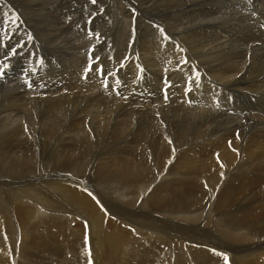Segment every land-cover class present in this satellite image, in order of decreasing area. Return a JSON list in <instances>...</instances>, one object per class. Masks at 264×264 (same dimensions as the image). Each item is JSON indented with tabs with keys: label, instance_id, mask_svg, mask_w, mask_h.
Listing matches in <instances>:
<instances>
[{
	"label": "rangeland",
	"instance_id": "obj_1",
	"mask_svg": "<svg viewBox=\"0 0 264 264\" xmlns=\"http://www.w3.org/2000/svg\"><path fill=\"white\" fill-rule=\"evenodd\" d=\"M27 1L0 0L2 4L14 11L13 14H9L8 10L0 8V12L4 14L0 17V66L7 65L4 68V75L0 76V114L4 116L12 109L20 111V108L22 110L21 104L35 102L39 115L48 117L50 111L46 106L55 103L63 104V120L56 129L52 127V120L47 121L44 125L41 124L38 128V132L41 134V145L44 140L47 141L45 143L46 150L49 151H46L45 158L47 160L52 158V152L55 149L68 146L67 148L70 150L75 144L72 140V133L67 134V132L76 131L81 125H93V114L100 109L104 110L103 114L106 115L109 122L108 129H105V134L101 135V142L91 147L93 149V152L90 150L92 157L98 160L88 163L87 170L93 182L97 186L105 188L106 183L111 179L106 175L109 169L100 170L98 165L106 160L118 159H122L128 164L131 161L130 158L143 157V150L133 147L136 133L151 125L152 121H160L167 126H172V129L164 132L165 137L168 134L169 142L167 144L171 145V149L179 151L175 152L177 154L172 160V166L168 165L169 167L165 170L156 166L155 161L153 170L148 168L149 179L151 177V180L158 179L151 184V191H154V187L162 181L161 191H156L159 193L149 199H151L150 205H154L156 208L161 205L160 208L168 209L170 207L168 205L171 203L172 208L170 207V209H173L176 205L178 206V200H174L176 199L174 194H177V197L181 199L185 198L183 195L185 194L183 192H186L185 183L202 184L204 182L203 180H188V171L176 162V156L180 158L178 153L181 150L188 151V147L199 143L201 147L194 148L199 151L209 150V152L220 156L230 149L237 148V150L239 149L238 153L241 154L238 155L239 160H242L240 158L245 152L244 149H250V145L252 147L264 144V0H166L163 4L155 0L152 7L160 13V19L153 26L151 24V27L142 25L135 7L125 0L122 2L124 9L121 10L115 0H96L95 3H92V0ZM132 1H139L145 5H149L150 1L152 3V0ZM165 6H170L171 9L169 10ZM180 8L183 9L179 10ZM12 15L17 18L14 19L15 16ZM196 15L200 17L198 24L193 23V18ZM127 21L131 23V30L128 27H126L128 30H124L123 23ZM154 34H157L156 38H162L163 44L160 42L162 44L160 47L165 46L167 44L165 41L169 40L167 46L162 50L166 51L165 54L170 50L171 43H176L177 47L180 46L186 51L185 60L176 64L171 63L165 57L153 55L152 49L155 46L152 45L154 41L152 42L150 38ZM157 43L158 41H155V44ZM214 44L215 46H213ZM13 49L15 52L12 51ZM234 63L236 64L234 65ZM107 106H109L107 109L109 113H106L104 109ZM203 111L209 112L201 115ZM197 114L199 115L197 116ZM202 116L211 120L210 123L202 124L198 119ZM121 118L123 120L118 121ZM125 119L132 120L127 132L120 129V126H123L120 122ZM110 121L113 122L112 125H110ZM178 124H183L186 128H180L177 126ZM48 130L62 133L64 138L59 140V136L54 134L53 141H50L46 133ZM182 132L184 136L181 134ZM195 137L198 141L194 139ZM200 137L203 139L205 137V140ZM181 140L185 143H180ZM56 141L59 143L58 147L54 146ZM145 145L150 150L156 148L151 140ZM65 156L69 165H72L74 156L71 152ZM1 172H3L2 169ZM117 174L112 175H115L114 178L118 185L125 188L127 192H131L133 196L135 193H139L137 187H133L132 178L134 176L127 173L123 182L120 178L121 174ZM134 174L136 173L134 172ZM257 174L262 175L261 172H257ZM181 177L185 180H180ZM214 182L213 180L211 183ZM218 188L220 187L218 186ZM9 189L12 188H3L6 191L3 193L4 199L9 196ZM83 191L85 194L79 200L77 199V202H83L82 204L85 206L87 204V208L93 212L96 199L90 193L91 191L86 189ZM166 194L171 202L166 198ZM161 196L162 198H160ZM166 199L168 203L170 202L169 204ZM172 201L175 202V205ZM162 202L167 205L161 204ZM154 206L152 209H156ZM262 223L264 224V221L258 224V230L264 232ZM111 232L114 234L115 231L111 229ZM162 232H158V234L164 237ZM113 234L108 238L116 236ZM1 236L0 241L2 240ZM73 238L79 239V235H73ZM17 243V247H21H18L15 254L11 252V249L3 251L0 246V251H3L0 252L1 264H7L5 263L8 256L6 253L13 255L14 259H19L15 264H80L81 260H85L83 258L85 255L81 251L72 250L68 253L65 251L67 254L62 251L63 254L55 249L42 252L27 244V240L22 242L19 240ZM241 249L243 250V248ZM95 253H93L94 255L90 253V260L94 258L96 260L97 257L101 261V256ZM77 255H80V258L76 257ZM112 257V254H108L105 256L104 262L99 261L98 264H113ZM25 259H30V261L27 263L24 261ZM69 261L71 262L69 263ZM134 264L138 263L134 262Z\"/></svg>",
	"mask_w": 264,
	"mask_h": 264
},
{
	"label": "bare ground",
	"instance_id": "obj_2",
	"mask_svg": "<svg viewBox=\"0 0 264 264\" xmlns=\"http://www.w3.org/2000/svg\"><path fill=\"white\" fill-rule=\"evenodd\" d=\"M7 1L9 2L10 0ZM123 1L124 0H115L120 10L124 9L122 5ZM125 1L131 3L135 7L142 25L144 24L151 27V24L153 26L160 19V13L152 7L153 4H155V0H152V3L150 1L151 6L150 3L149 5H145V3H140L139 1ZM157 1L163 4L166 0ZM174 6L176 5L174 4ZM27 7L26 5V8ZM0 8H4L6 11L8 10L9 14H13L14 12L11 10L12 8L9 9L1 2ZM170 9L171 8H169V10ZM182 9L183 8H180L179 10ZM192 10L195 11L194 9ZM2 15H4L3 12H0V17H2ZM16 18L15 16L14 19ZM199 18L200 17L196 15L193 18V23L198 24L197 22H200ZM123 24L124 30H131L132 26L130 21ZM25 27L24 29L27 28ZM126 27H128V29ZM156 35L157 34H154L153 37L150 38L152 42L154 41L152 45L155 46L152 49L153 55L165 57L167 60L169 59L171 63L176 64L182 63L185 60L186 51L180 46L177 47L176 43H171V47L169 46L170 50L165 54L164 52L166 51L162 50L167 46L169 40L166 38L168 40L165 41L167 44L160 47V45L163 44L162 38H156ZM155 41H158V43L155 44ZM160 42L162 44H160ZM213 46H215V44ZM235 64L236 63H234V65ZM247 73L249 74L250 72ZM51 95L53 96V94ZM21 107L22 110L20 108V111L12 109L11 112L4 116L0 114V171L1 169L3 171L0 173V235H2L0 246L3 248V251L4 249H11V252L15 254L17 249L21 247H17V242L19 240L20 242L27 240V244L34 247L35 250L38 249L42 252H49L55 249L61 252L67 251V253L72 250L81 251L84 253L83 255H85V257H83L85 260H83L84 262L81 260L82 262L80 261V264H98L100 260L97 257V261L94 260L95 258L90 260V253L93 254L94 252L101 256V263L106 259L105 256L112 254V259H114L112 262L113 264H134V262L138 264H264V232L258 230V224L264 221V144L257 146L253 145L252 147H250L251 145L249 144L250 149L245 147L247 150L244 149L245 152L242 154V158H240L242 160H239L238 155L240 153H238L239 149L237 150V148L230 149V151H226L218 156L209 152V150L199 151L197 148H194L200 146L199 143L191 146L189 145L188 151L181 150L178 153L180 158L176 156V162L179 163L180 167L186 168L189 173L187 175L188 180H203L205 184L202 183V185L194 182L185 183L186 192H183L185 193L183 194L185 198L181 199L177 197V194H174V198H176L174 200H178V206L176 205L175 208L173 207V209H170L171 201L168 199L170 196L169 193V196L166 194V198L170 201V204L167 202V199L166 202L170 207H168V209L163 206V208H160L161 205L158 202L159 204H156L160 206L156 208L154 205H150L151 199L149 198L159 193L156 191H161L162 181L155 187L153 186L154 191H151V184L158 181V179L151 180L152 177L149 179L150 177L147 174V170L148 168L153 170L154 161L157 164L156 166L162 170L172 166V160L177 154L175 152L179 150L171 149L172 147L170 148L171 145L167 144L169 142V139H167L168 134L165 137L164 133L172 129V126H167L160 121H152L151 125L144 127L142 130H140L141 128L139 129L140 131L136 133V140H133L135 141L133 147L142 149L143 157H127L131 160L128 164L122 159L106 160L100 163L98 165L99 169H109L108 174H105L111 178L108 180L106 176L109 182L106 183L105 188H102L97 186L88 175L87 165H89L88 163L98 160L92 157L91 153L93 149H91V147L101 142V135L105 134V129H108L109 122L106 115L104 116L103 114L104 110L100 109L93 114V125H81L76 131L67 132V134L72 133V140L75 144L70 150H68V146L57 148L54 151L52 150V158L50 157L51 159L47 160L45 158L46 151H48L45 145L47 141L44 140L43 145H41V134L38 132V128L41 124L44 125L47 121L52 120V127L56 129L63 120L64 106L63 104L56 103L46 106L50 111L48 117H41V115H39L37 103L35 102L23 103ZM108 108L109 106L104 108L106 113L108 112ZM199 112L201 113V111ZM207 112L209 111H203L201 115H205ZM199 114H197V116ZM198 119L202 124H208L211 121L203 116ZM121 120L123 119L121 118L118 121ZM146 121L145 119V122ZM113 122H111L110 125H112ZM120 123L123 124V126H120V129L127 132L132 124V120L125 119ZM177 126L184 129L186 128L183 124H178ZM46 133L50 141H53L54 134L59 136V140L62 139V137L64 138L62 133H56L53 130H48ZM181 134L183 135V132ZM119 136L118 134V137ZM194 139L197 140L196 137ZM149 140L154 142L156 145L155 149H147L145 144ZM203 140H205V137ZM180 143L185 142L181 140ZM105 144H107V142ZM122 145L124 144L122 143ZM54 146H59L58 141L54 142ZM90 150L92 152H90ZM56 152L58 153L56 154ZM69 152L74 156V163L72 165H69V162L66 161L67 155L65 156V154ZM134 172L136 174H134ZM257 172H261L262 175L257 174ZM117 173L121 174L120 178L122 181L126 178L127 173L134 176L132 178L133 187H137L139 192L137 193L138 195L133 191L135 193V196H133L131 192H127L125 188L118 185L114 178L115 175H112ZM103 176L105 175L103 174ZM183 177H181L180 180ZM213 180L215 182L211 183ZM164 185L165 183L163 186ZM218 186L220 188H218ZM4 187L12 188L11 190L9 189L10 193L8 197H5L6 199H4L3 195V193L6 192L3 190ZM85 189L91 191L90 193H92L95 197L94 199H96L95 209L92 210L93 212L90 211V208H87V204L85 206L82 204L83 202H77V199L79 200V198L85 194H83V190ZM141 198L143 199L140 201ZM160 198H162V196ZM172 202L173 204L175 203L174 201ZM164 203L162 202L161 204ZM167 203L165 204L167 205ZM152 206L156 209H152ZM111 229L115 231L114 234L116 236L110 239L108 236L113 234ZM158 232H162V235L164 234L165 236L162 237ZM77 234L79 235V239H74L73 235L75 236ZM238 247L243 248L245 251ZM64 252L62 253L64 254ZM73 254L75 255L74 252ZM6 255H8L5 259V263L7 264H15L19 260L18 258L14 259L13 255L7 253ZM80 255L76 257L80 258ZM27 258L29 257L27 256ZM112 259L110 261H112ZM24 261L28 263L30 259H25ZM70 262L71 261H69V263Z\"/></svg>",
	"mask_w": 264,
	"mask_h": 264
},
{
	"label": "snow or ice",
	"instance_id": "obj_3",
	"mask_svg": "<svg viewBox=\"0 0 264 264\" xmlns=\"http://www.w3.org/2000/svg\"><path fill=\"white\" fill-rule=\"evenodd\" d=\"M95 2H96V0H92V3H95ZM12 51L15 52V49H13ZM6 67H7V65L0 66V76L4 75V68H6Z\"/></svg>",
	"mask_w": 264,
	"mask_h": 264
}]
</instances>
